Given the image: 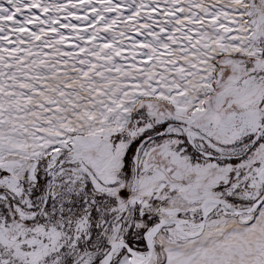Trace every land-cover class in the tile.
Wrapping results in <instances>:
<instances>
[{"label":"rangeland","instance_id":"obj_1","mask_svg":"<svg viewBox=\"0 0 264 264\" xmlns=\"http://www.w3.org/2000/svg\"><path fill=\"white\" fill-rule=\"evenodd\" d=\"M240 2L241 25L260 52L214 55L201 108L184 112L140 95L106 116L75 117L58 109L69 112L89 100L88 90L75 95L78 90L67 87L74 94L59 106L50 90L36 93L33 104L38 114L48 113L51 125L42 139L48 149L38 157L9 153L0 162V264H103L118 240L146 251L147 232L165 217L188 221L185 231L197 233L191 238L165 225L144 264H164L168 248L181 251L177 264H203L209 255L218 258L215 241L232 239L224 234L245 239L260 229L264 201L240 216L214 204L200 231L204 199L246 208L264 194L256 176L264 168V0ZM17 3L0 0L15 9ZM51 8L47 12H57ZM60 18L53 28L70 32ZM0 84L18 91L34 86L3 78ZM123 109L128 117L117 130L114 114ZM127 257L133 264L120 248L112 264Z\"/></svg>","mask_w":264,"mask_h":264},{"label":"bare ground","instance_id":"obj_2","mask_svg":"<svg viewBox=\"0 0 264 264\" xmlns=\"http://www.w3.org/2000/svg\"><path fill=\"white\" fill-rule=\"evenodd\" d=\"M4 1L18 3L17 9L0 5V78L29 80L34 86L18 91L0 84V162L9 153L38 157L47 151L42 139L51 128L49 116L38 114L33 104L43 89L53 93L56 106L74 94H67V87L78 90L75 95L88 90L86 102L69 112L58 109L75 117L91 112L106 116L119 102L140 95L157 96L189 112L202 107L211 89L207 73L214 55L252 57L260 52L251 47L241 25V0ZM49 6L57 12H47ZM56 15L70 32L53 28ZM114 115L120 120L114 128L121 130L127 110ZM213 205L208 203L206 211ZM227 236L232 239L212 244L218 258L209 255L203 264H264V217L248 238ZM180 254L168 248L164 264H177ZM128 258L118 264H129ZM134 259L137 264L147 261Z\"/></svg>","mask_w":264,"mask_h":264},{"label":"water","instance_id":"obj_3","mask_svg":"<svg viewBox=\"0 0 264 264\" xmlns=\"http://www.w3.org/2000/svg\"><path fill=\"white\" fill-rule=\"evenodd\" d=\"M257 179L259 181V183L261 184V186L263 187L262 189H264V168L261 169L259 171V173L256 175ZM264 201V194L261 198L257 199L255 202H252V204L246 208H236L233 206H229L228 204H226L222 199L219 198H215V197H208L206 199H204L203 203H201L200 207H201V218H202V222L200 223V227L201 230H204V226H205V221H206V205L208 203H212V204H217L220 206L221 210L224 213H229L233 216H240V215H247V214H251L253 212H255L262 204ZM188 221H180L171 217H165V218H161L158 223H156L150 230L149 232H147V236H146V251H138L136 249H134L132 246H130L128 243L118 240L115 241L111 244V246H109V250L108 252L105 254L103 260V264H112V259L114 256V251L118 248L124 249L126 250L127 254L131 257V262L133 264L135 263V259L139 257L140 258H144L147 260H150L151 257H153V250H154V240L157 237V235L159 234V231L162 229V227H164L165 225H174L177 228V231H181L183 233H185L188 237H193L194 235L189 234L187 231H183L181 229V225L183 224H187Z\"/></svg>","mask_w":264,"mask_h":264}]
</instances>
